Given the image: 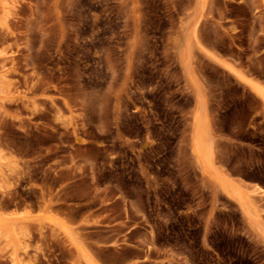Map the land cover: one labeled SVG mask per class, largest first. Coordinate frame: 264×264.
Listing matches in <instances>:
<instances>
[{"label": "rangeland", "instance_id": "1", "mask_svg": "<svg viewBox=\"0 0 264 264\" xmlns=\"http://www.w3.org/2000/svg\"><path fill=\"white\" fill-rule=\"evenodd\" d=\"M185 41L214 171L259 219L186 154ZM262 51L260 0H0V264H264V118L236 81L264 86Z\"/></svg>", "mask_w": 264, "mask_h": 264}, {"label": "bare ground", "instance_id": "2", "mask_svg": "<svg viewBox=\"0 0 264 264\" xmlns=\"http://www.w3.org/2000/svg\"><path fill=\"white\" fill-rule=\"evenodd\" d=\"M260 2H261V5H262V8H263V10H264V0H260ZM54 8H57V3L55 2L54 3ZM192 26H194V24L192 25ZM191 26V29L193 28ZM194 29H195V27H194ZM192 31H195V30H192ZM193 35V34H192ZM195 41V40H194ZM190 42V41H189ZM188 41H185L184 43H183V46L181 47V49L179 50V52H178V59H179V62H180V65L182 66V69H183V71L187 74V76H188V78H190V81H191V83H192V88H193V90H194V96H195V99H196V107H195V110H194V112L192 111V113L190 112L189 114L191 115L192 114V118H190L191 119V123H189L190 124V131L188 132L189 133V142L188 143H186V144H188V147L187 148H184L185 150H187L188 149V152L186 153V154H188L189 153V155L191 156V158L193 159V161H194V163H195V165H196V167H198V169L203 173V174H206V176L209 178V176L211 175V177L214 179L215 178V180H217L216 182H218V184H219V186L221 187L220 189H222L223 190V192H225V194H228V196H232V197H234V198H236V200L240 203V205H241V208L244 210V212L245 213H247L248 215H252L253 216V218H256V219H259L260 218V215H259V210H258V208H257V206H256V203H254L255 201H253V198H252V196H251V193H254V191H250V190H247V189H245V188H242V186H240L239 184H237V183H235L234 181H232V179L229 177V174H228V178L226 177V176H222V175H220V174H218V172H216L219 168H220V171H221V173L223 172V167H222V170H221V166H219V168L216 170V171H214V169H215V166L217 167V165H215L214 164V162L216 161V162H218V160H215V159H213V151H214V149H213V146H214V144L213 143H215V141H214V137H213V135H212V132H211V129H210V125H209V122H208V116H207V114H208V112H207V110H206V103H205V97H204V91H203V89H202V87L199 85L200 84V82H199V84L197 83V81L194 79V77H193V75L190 73V65H191V56H190V43H189ZM261 55H264V51H262L261 52ZM212 58V57H211ZM213 60V59H212ZM215 61H218V60H216V59H214ZM221 64V63H220ZM229 69V68H228ZM229 71H232V70H229ZM193 72V71H192ZM235 73V72H234ZM244 74V73H243ZM226 75V74H225ZM228 75V74H227ZM195 76V75H194ZM229 76V75H228ZM246 76V74H244V76H242V74L241 75H239V76H237L238 77V79H236V81L238 82V81H240L241 83H242V87H243V90L245 91V90H247V92L246 93H248L249 92V95H250V93H251V97H252V95H253V97L254 98H258L259 99V101H260V103H261V107L259 106V104H258V106L260 107V110L262 111L261 112V114H263V117L262 118H264V86L261 84V83H259V82H256L253 78H251L252 76H250V75H248L251 79H249V78H246L245 77ZM247 76V77H248ZM205 77V76H204ZM206 78V77H205ZM230 78V77H229ZM236 78V77H235ZM234 78V79H235ZM198 79V78H197ZM227 79H228V77H227ZM231 79V78H230ZM206 80V79H205ZM204 80V81H205ZM229 80V79H228ZM189 81V82H190ZM208 81V80H207ZM231 82V81H230ZM233 82H235V81H233ZM236 82V83H237ZM235 84V83H234ZM228 85V84H227ZM230 85V84H229ZM228 85V86H229ZM238 85H240V84H238ZM237 85V86H238ZM236 85H234V87H235ZM240 86V87H241ZM239 87V86H238ZM228 88V87H227ZM229 88H231V86H229ZM236 88V87H235ZM234 88V89H235ZM238 89H240V88H238ZM237 89V90H238ZM242 89V88H241ZM241 89L239 90V91H241ZM226 90V89H225ZM229 90V89H228ZM227 90V92H229ZM237 90H234V91H237ZM242 90V91H243ZM231 91H233V89L231 90ZM241 91V92H242ZM243 91V92H244ZM238 92V91H237ZM225 93V92H224ZM245 93V92H244ZM226 94V93H225ZM230 94V93H229ZM232 94V93H231ZM228 95V94H227ZM237 95V94H236ZM244 95H246V94H244ZM235 96V95H234ZM226 97V96H225ZM227 97H229V98H231V96H227ZM237 96H235V98H236ZM238 97H239V95H238ZM241 97V96H240ZM247 98V96H242V98ZM249 97V96H248ZM223 98V96L221 97V99ZM228 98V99H229ZM233 98V97H232ZM234 98V99H235ZM253 98V99H254ZM224 99V98H223ZM233 99V100H234ZM250 99V98H249ZM258 99H257V101H258ZM225 101H226V99H224ZM232 100V101H233ZM236 100H238V98L236 99ZM235 100V101H236ZM244 100V99H243ZM224 101V102H225ZM240 101V100H239ZM245 102H246V100H244ZM248 101V103H250L249 102V100H247ZM256 101V102H257ZM258 101V102H259ZM231 102V101H230ZM238 102V101H237ZM244 102V103H245ZM254 102V101H253ZM235 103V102H234ZM241 103H243V102H240L239 104H241ZM243 103V104H244ZM235 104H237V103H235ZM257 104V103H256ZM245 105V104H244ZM243 105V106H244ZM241 106H242V104H241ZM245 106H249V104L247 105H245ZM258 108V107H257ZM254 109V108H253ZM259 109V108H258ZM257 109V110H258ZM257 110H255V113H257L256 111ZM260 113V112H259ZM223 114V113H222ZM261 114H256L257 116H260ZM54 115H55V113H54ZM262 116V115H261ZM55 119L57 120V121H62V123L64 124V125H67V124H69L70 122L68 121L69 119L68 118H66V116H63V114L62 113H60V111H57L56 112V115H55ZM61 123V124H62ZM189 126V125H188ZM264 126V125H263ZM189 128V127H188ZM256 128H259V127H256ZM264 128V127H263ZM174 132V131H173ZM173 134V133H172ZM175 134V133H174ZM164 136V135H163ZM165 137H166V135H165ZM166 139V138H165ZM162 140V139H161ZM74 141H75V143H81V139L78 137V136H75L74 137ZM164 142V141H163ZM165 142H167V141H165ZM165 142H164V144H165ZM161 144V143H160ZM163 144V145H164ZM162 146V144L160 145V147ZM164 147H162V149H163ZM167 148V147H166ZM160 150H161V148H159ZM165 149V148H164ZM164 149H163V151H164ZM167 150V149H166ZM165 152V151H164ZM184 152H186V151H184ZM162 153V152H161ZM160 153V154H161ZM165 153H167V152H165ZM168 154V153H167ZM163 155H164V153H163ZM162 155V156H163ZM188 155V156H189ZM167 156V155H166ZM189 156V157H190ZM227 157H229V156H227ZM164 158H166V157H164ZM169 158V157H168ZM229 158H227V160H228ZM215 160V161H214ZM161 161V160H160ZM166 161H167V159H166ZM168 162V161H167ZM166 162V163H167ZM162 163V162H161ZM226 163V162H225ZM163 164V163H162ZM168 164V163H167ZM217 164V163H216ZM219 164H221V162L219 161V163H218V165ZM164 165H166L165 163H164ZM160 166H161V164H160ZM165 167V166H164ZM163 167V168H164ZM228 168V167H227ZM226 168V169H227ZM230 168V167H229ZM242 169V168H241ZM229 170H231V169H229ZM238 170V169H237ZM240 170V169H239ZM233 171V173H234V170H232ZM225 172H227V171H225ZM230 172V171H229ZM239 173H240V171H239ZM227 174V173H226ZM226 174H224V175H226ZM235 174V173H234ZM209 175V176H208ZM202 177H204V176H202ZM211 177H210V179H211ZM230 178V179H229ZM212 180V179H211ZM214 180V181H215ZM240 183V182H239ZM260 191H261V193L262 194H264V190L263 189H261V188H258ZM221 190V191H222ZM39 213L41 214V216H43V217H45L47 220H49V221H51V222H53L54 221V219L52 218V217H50V216H47L48 215V212H47V203L46 202H44V204H43V206L39 209ZM249 217H251V216H249ZM63 224V223H62ZM15 226V219H13V218H11V217H2V218H0V231L1 230H6V231H9V230H12L13 229V227ZM64 226V225H63ZM62 226V227H63ZM68 236V238L71 240V243L74 245V247L77 249V251L78 252H81L83 255H85V253H84V250H83V248H82V245L80 244V242L76 239V238H74L72 235H70V234H67ZM146 251H148V249H146ZM13 253V252H12ZM25 256H28V255H25ZM24 255H23V257H25ZM22 257V256H21ZM20 257V258H21ZM26 258V257H25ZM25 258H21V259H19V264H25L26 262H24V261H26L25 260ZM29 258V257H28ZM28 258H26V259H28ZM28 262V261H27ZM29 264H34V260L33 261H30V263Z\"/></svg>", "mask_w": 264, "mask_h": 264}]
</instances>
